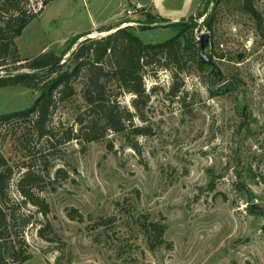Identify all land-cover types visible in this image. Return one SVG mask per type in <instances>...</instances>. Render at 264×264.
Listing matches in <instances>:
<instances>
[{
  "label": "rangeland",
  "instance_id": "374dc122",
  "mask_svg": "<svg viewBox=\"0 0 264 264\" xmlns=\"http://www.w3.org/2000/svg\"><path fill=\"white\" fill-rule=\"evenodd\" d=\"M154 1L190 13L197 3ZM212 1L211 30L202 24L206 16H198L206 0L193 15L198 46L208 35L209 65L200 70L188 62L179 99L166 97L169 71L146 79L147 91L157 85L146 113L154 134L138 138L140 151L123 134L109 133L85 149L76 141L53 148L26 136L25 121L0 127V148L9 162L29 165L48 181L40 193L47 216L31 204L25 209L34 223L25 233L33 254L26 264H264V0L256 1L261 24L240 0ZM123 2L51 0L16 39L20 56H61L75 36L112 22ZM119 22L91 36L112 32ZM169 25L129 28L144 42L159 43L176 34ZM37 95L21 85L0 87V115L30 107ZM131 97L122 99L130 107ZM74 105H82V98L60 105L54 123L72 125ZM58 168L63 172L56 177ZM12 192L18 197L15 187ZM74 209L81 219L69 216ZM150 221L165 225L170 248L150 249L143 230Z\"/></svg>",
  "mask_w": 264,
  "mask_h": 264
},
{
  "label": "trees",
  "instance_id": "16d2710c",
  "mask_svg": "<svg viewBox=\"0 0 264 264\" xmlns=\"http://www.w3.org/2000/svg\"><path fill=\"white\" fill-rule=\"evenodd\" d=\"M50 1L0 0V87L21 85L38 92L30 107L1 114L0 127L15 120L25 121L28 124L23 127L26 136L30 134L53 148L76 141L85 149L86 144L102 140L109 133L123 134L128 146L140 151L138 138L154 134L152 126L146 123V113L156 95L157 85L147 91L146 79L155 77L160 70L169 71L173 80L166 97L179 99L184 89L181 75L186 73L188 62H193L200 70L209 65L200 57L199 41L193 34L197 27L194 16L169 25L177 32L164 42L146 43L129 27L94 37H90L92 31H88L75 36L61 56L46 52L37 57L22 58L16 39ZM240 1L242 9L261 24L263 15L256 6L257 0ZM211 2L206 0L205 8L198 15L206 16L202 24L209 30L216 20L214 12L208 13ZM163 21L166 19L148 13L140 27L151 29L150 24ZM111 29L107 25L99 27L98 31ZM76 44L71 56L60 64ZM47 67L50 68L45 70ZM126 95L132 96L131 107L122 101ZM76 97L82 98V105L73 107V124L56 125L54 120L60 105L74 102ZM136 120L144 123H136ZM112 148L110 144L109 149ZM43 158L47 159V155ZM18 172L22 173L14 181ZM62 172L63 169L58 168L56 177ZM45 178L43 172L29 165L18 168L12 165L0 148V264H26L32 259L25 233L34 224L33 214L25 209L31 204L45 216L49 213V205L40 195L48 185ZM209 186L214 188L213 183ZM13 187L18 197L13 194ZM248 209L251 211L250 207ZM77 214L75 209L69 212L71 218L81 219L82 215ZM143 230L150 249L172 246L165 239L162 223L147 222ZM44 232L38 229L42 238Z\"/></svg>",
  "mask_w": 264,
  "mask_h": 264
},
{
  "label": "crops",
  "instance_id": "0c3cea01",
  "mask_svg": "<svg viewBox=\"0 0 264 264\" xmlns=\"http://www.w3.org/2000/svg\"><path fill=\"white\" fill-rule=\"evenodd\" d=\"M141 3H143L146 6H150L149 8V13L155 16H161L164 19L170 20V21H179L182 19H187L190 16L194 15V13L198 10L199 6H200V0H197V3L195 5V9L193 12H187V8L186 7H179V6H175V7H164L160 4H157L154 0H149V2L146 4L143 1L139 0ZM121 8H119L116 12H114L111 16L110 19L112 22L107 21V22H103L100 25L98 24L96 27H93L87 31L84 32H88V31H92L95 30L101 26H107L112 24L115 21H119V19L122 17L123 15V10L125 7V4L123 2L122 6H120ZM83 32V33H84Z\"/></svg>",
  "mask_w": 264,
  "mask_h": 264
},
{
  "label": "built area",
  "instance_id": "2783aa9c",
  "mask_svg": "<svg viewBox=\"0 0 264 264\" xmlns=\"http://www.w3.org/2000/svg\"><path fill=\"white\" fill-rule=\"evenodd\" d=\"M150 6H146L139 0H127L123 10V15L117 28H124L130 26L140 27L144 25V17L149 13ZM152 26V24H150Z\"/></svg>",
  "mask_w": 264,
  "mask_h": 264
},
{
  "label": "water",
  "instance_id": "95a60500",
  "mask_svg": "<svg viewBox=\"0 0 264 264\" xmlns=\"http://www.w3.org/2000/svg\"><path fill=\"white\" fill-rule=\"evenodd\" d=\"M179 22H182V21H170V22H157V23H154L152 24L153 26H156V25H165V24H174V23H179ZM195 22V21H194ZM95 36V35H94ZM94 36H90V37H94ZM82 39H80L78 42H80ZM77 42V44H78ZM207 43H208V35L207 34H204L201 39H200V57L203 61L209 63V60H208V57L206 56L205 54V48L207 46ZM74 45V47L70 50V52L68 54H66L64 56V58L62 59V61L60 62V64L64 63L72 54V52L74 51L75 47L77 46ZM50 67H47L45 70L49 69ZM19 72H15V74H18Z\"/></svg>",
  "mask_w": 264,
  "mask_h": 264
}]
</instances>
